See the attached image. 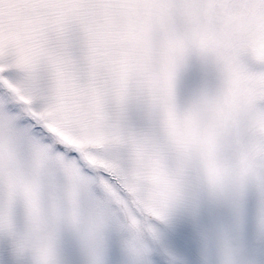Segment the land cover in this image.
I'll use <instances>...</instances> for the list:
<instances>
[{"label":"snow or ice","instance_id":"1","mask_svg":"<svg viewBox=\"0 0 264 264\" xmlns=\"http://www.w3.org/2000/svg\"><path fill=\"white\" fill-rule=\"evenodd\" d=\"M0 264H264V0H0Z\"/></svg>","mask_w":264,"mask_h":264}]
</instances>
